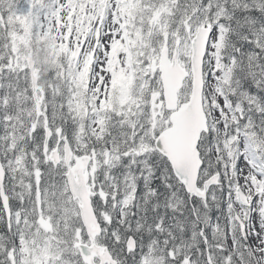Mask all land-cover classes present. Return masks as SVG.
<instances>
[{
	"label": "snow or ice",
	"instance_id": "snow-or-ice-1",
	"mask_svg": "<svg viewBox=\"0 0 264 264\" xmlns=\"http://www.w3.org/2000/svg\"><path fill=\"white\" fill-rule=\"evenodd\" d=\"M0 264H264V0H0Z\"/></svg>",
	"mask_w": 264,
	"mask_h": 264
}]
</instances>
